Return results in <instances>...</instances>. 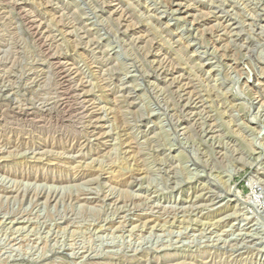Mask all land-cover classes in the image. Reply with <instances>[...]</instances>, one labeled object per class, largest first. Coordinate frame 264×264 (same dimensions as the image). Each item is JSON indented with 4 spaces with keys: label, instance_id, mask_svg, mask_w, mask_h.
<instances>
[{
    "label": "rangeland",
    "instance_id": "1",
    "mask_svg": "<svg viewBox=\"0 0 264 264\" xmlns=\"http://www.w3.org/2000/svg\"><path fill=\"white\" fill-rule=\"evenodd\" d=\"M0 264H264V0H0Z\"/></svg>",
    "mask_w": 264,
    "mask_h": 264
},
{
    "label": "bare ground",
    "instance_id": "2",
    "mask_svg": "<svg viewBox=\"0 0 264 264\" xmlns=\"http://www.w3.org/2000/svg\"><path fill=\"white\" fill-rule=\"evenodd\" d=\"M231 192V191H230ZM232 193V192H231ZM233 195V194H232ZM236 198V197H235Z\"/></svg>",
    "mask_w": 264,
    "mask_h": 264
}]
</instances>
